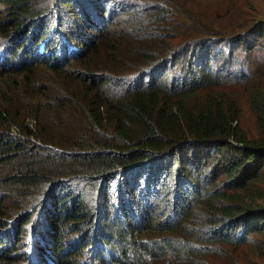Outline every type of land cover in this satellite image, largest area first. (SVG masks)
<instances>
[{"label":"trees","instance_id":"obj_1","mask_svg":"<svg viewBox=\"0 0 264 264\" xmlns=\"http://www.w3.org/2000/svg\"><path fill=\"white\" fill-rule=\"evenodd\" d=\"M205 1L0 0V264H216L264 234L236 51L264 18Z\"/></svg>","mask_w":264,"mask_h":264},{"label":"rangeland","instance_id":"obj_2","mask_svg":"<svg viewBox=\"0 0 264 264\" xmlns=\"http://www.w3.org/2000/svg\"><path fill=\"white\" fill-rule=\"evenodd\" d=\"M224 1L225 0H206L205 2L224 3ZM243 4L244 7L250 13V15L254 16L255 19L259 18L260 16L264 18V0H243ZM196 5L198 6V4ZM241 22L244 24V23H248L249 21L241 20ZM240 34L242 37H244L242 33ZM246 40H248L249 45L245 48H239L236 51L241 50L243 56H245L246 58H250L249 72H251L252 74L249 77L257 76L254 79V82L256 83L262 82L264 81V37L259 39L258 37L252 35V36H247ZM233 43L235 44L236 41L234 40ZM228 44L230 45L231 43L228 42ZM240 77L242 78L241 75ZM42 82H46V81L42 80ZM248 87H249L248 85H244L242 87V93L240 97H243L245 95V93L248 90ZM241 107H242V122L244 127L247 129V131L250 134L252 135L256 134L257 125L255 122L254 114L252 113V110L249 104L245 101V99L242 100ZM21 199L22 198L20 197V200ZM30 233H31L30 238H32L35 233V227H32L30 229ZM32 245L30 251H33ZM238 251L240 250H237L234 246H230L229 248H227V252H226L227 257H222V255L221 257H214L213 255L210 256L214 259L216 264H237V261L242 264H264V234L259 236L257 239H255L252 245L246 246L243 249H241L239 255H236L235 253Z\"/></svg>","mask_w":264,"mask_h":264},{"label":"clouds","instance_id":"obj_3","mask_svg":"<svg viewBox=\"0 0 264 264\" xmlns=\"http://www.w3.org/2000/svg\"><path fill=\"white\" fill-rule=\"evenodd\" d=\"M75 49L84 50V46H78V47H75ZM15 130L18 131L15 127H13V129H12L13 134H17V132Z\"/></svg>","mask_w":264,"mask_h":264}]
</instances>
